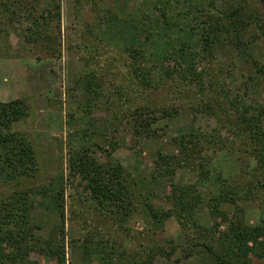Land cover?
Wrapping results in <instances>:
<instances>
[{
    "label": "rangeland",
    "instance_id": "374dc122",
    "mask_svg": "<svg viewBox=\"0 0 264 264\" xmlns=\"http://www.w3.org/2000/svg\"><path fill=\"white\" fill-rule=\"evenodd\" d=\"M14 1L0 0L2 5L9 6L5 12L0 7V103L27 101V116L14 123L12 131L24 135L33 144L39 162L35 177L25 184L28 191L39 193L31 199L33 216L41 225L37 236L56 242L64 237L66 264H150V253L155 257L151 264H209L204 248L197 246L208 239L193 231H183L177 221L169 220L165 232L156 234L149 229L142 205H136L137 213L127 218L114 208H99L87 182L72 174L70 159L88 150L90 159L100 164L120 162L133 176L129 180L132 190L144 195L152 185L153 161L158 151L177 155L174 139L182 135H201L198 142L217 143V152L216 156L210 152L213 159L207 167L200 165L199 160L195 164L196 171L201 167L209 170L210 182H199L200 173L188 167L177 174L175 182L198 184L202 190L213 191L215 176L221 174L233 180L240 173V163H250L253 168L255 161H246L244 138L238 131L235 134V130L229 129L227 119L229 114L230 122H235L238 115L245 116L244 109L232 107L240 95L246 102L253 101L257 107L264 108V81L245 93L249 77L264 65V36L249 50L258 59L255 70L236 51L225 49L217 51V59L209 56L201 62L198 72L207 70L205 89L213 94L203 102L202 113L194 110L161 120L154 127L156 136L137 138L128 125L117 128L116 119L122 108L116 91L129 90V70L135 61L128 50L143 49L146 58H138L139 63L143 67L149 62L150 43H155L154 39L148 42L137 28L149 14L155 13L153 2ZM56 4L60 5V20L55 18ZM241 8L248 15L264 20L262 0H226L224 11ZM154 21L162 25L158 17ZM29 28L40 30L44 37L27 41L24 34ZM248 31L250 36L246 38L261 33L254 23ZM28 35H31L29 31ZM175 36L177 43L183 39L179 33ZM155 45L158 54L165 50L158 43ZM155 61L159 63L161 58L156 56ZM91 80L95 82L92 92L96 93L87 91ZM141 101L140 105H145ZM210 102L232 110L214 112L206 106ZM180 105V100L171 104ZM242 129L247 132L245 127ZM203 149L205 152L206 148ZM137 164L140 170L135 171ZM135 181L139 187L143 181V192ZM249 181L252 184L245 188L253 185L255 188L239 208L246 224L256 226L264 220V186L253 179ZM62 187L64 196L58 195ZM153 187L154 196L147 202L158 210H169L166 197L170 193V181L159 180ZM56 202L61 208H56ZM61 210L65 214L64 228ZM199 221L207 228L214 223L205 206ZM222 221L216 220L221 231L225 230ZM193 252L198 255H190ZM31 260L34 264H57L56 260L37 252L32 253ZM255 264L263 262L255 261Z\"/></svg>",
    "mask_w": 264,
    "mask_h": 264
},
{
    "label": "trees",
    "instance_id": "16d2710c",
    "mask_svg": "<svg viewBox=\"0 0 264 264\" xmlns=\"http://www.w3.org/2000/svg\"><path fill=\"white\" fill-rule=\"evenodd\" d=\"M15 1L17 3L21 0ZM151 2L156 11L149 14L137 30L147 37L148 42L154 39L165 50L158 54L155 43H150L152 50L149 51V62L143 67L138 60L146 58L143 49L128 50L130 58L135 61L129 70V90L116 91L122 108L116 119L117 128L119 130L120 126L128 125L137 138L156 136L154 127L161 120L182 116L183 112L194 110L202 113L203 102L210 100L213 94H208L205 89L207 70L198 72L201 62L209 56L217 59V51L225 49L236 51L255 70L258 68V59L249 50L260 36H264L263 19L248 15L243 8L224 11L226 0ZM262 3L264 4V0ZM0 7L3 12L9 8L7 4L1 3ZM55 8V18L60 20V5L56 4ZM154 17L161 19L162 25H157ZM253 23L261 33L246 38ZM36 26L39 25L36 23ZM176 33L183 38L179 43L176 42ZM43 37L40 30L32 31L30 28L24 34L29 42ZM156 56L161 58V62L156 63ZM248 80L250 83L245 93L264 81V65L255 70ZM94 83L91 80L87 84L89 93H96L92 92ZM145 94L146 98L143 97ZM194 95L197 98H193ZM141 100H144L145 105H140ZM179 100V107L171 106ZM26 102L15 100L0 103V264H34L31 260L33 252L45 254L56 260L57 264H66L64 237L56 242V239L46 240L36 234L37 230H41V225L36 223L33 216L34 205L31 199L39 193L28 191L25 184L35 177L39 162L33 144L24 135L12 131L13 124L27 116ZM252 102H246L244 96L237 97L232 107L244 109L245 116L238 115L235 122H230L229 114L227 126L230 124V130L241 134L244 138V152L248 157L246 161H255L256 164L251 168L250 163H240V173L233 180L223 178L221 174L215 176L216 186L213 185V191L208 188L202 190L198 184L174 181L182 169H194L198 160L200 165L203 163L202 166L207 167L213 156H216L218 144L210 142L211 140L199 143L198 137L201 135L190 134L175 138L177 155H166L164 151H158L153 161L152 185L145 195L132 190L129 180L133 176L128 174L120 162L108 161L107 166L100 164L90 159L88 150L70 159V170L74 176L87 182L92 199L102 210L114 208L118 214L127 218L137 213L136 205H142L152 233H164L167 222L174 220L183 231L204 235L208 240L197 243V246L204 248L209 264H255V261H262L264 264V220L259 225L249 226L239 208V204L247 201L255 188L254 185L250 189L245 188L252 184L249 179L264 186V108L257 107ZM206 106L214 112L232 110V107L224 108L211 102ZM206 136L210 138V135ZM203 147L206 148L205 152ZM210 152H213V156H210ZM203 167L200 171L195 168L193 172L200 173L199 182H210V172ZM134 170H140L139 164ZM164 179L170 181V193L166 197L170 207L167 211L158 210L147 202L154 196V182ZM142 182L140 187L137 181L135 185L143 192ZM58 195L64 196L63 187ZM204 206L214 220L210 228L203 227L199 221ZM56 208H61L57 202ZM60 216L61 226L64 228L63 210L60 211ZM218 219L223 220L225 230L221 231V225L216 223ZM194 254L197 252L190 253ZM154 258L150 253V264Z\"/></svg>",
    "mask_w": 264,
    "mask_h": 264
}]
</instances>
